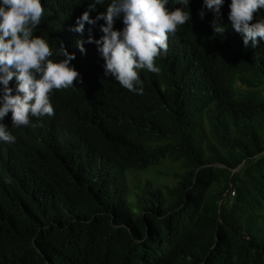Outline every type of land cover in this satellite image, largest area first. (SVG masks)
I'll return each instance as SVG.
<instances>
[{"label": "trees", "instance_id": "16d2710c", "mask_svg": "<svg viewBox=\"0 0 264 264\" xmlns=\"http://www.w3.org/2000/svg\"><path fill=\"white\" fill-rule=\"evenodd\" d=\"M92 2L41 0L33 35L54 61L62 43L75 53L80 78L50 93L55 114L36 127L2 121L16 139L0 142V264H264V41L244 46L231 0L223 34L189 0L191 20L169 35L159 74L140 70L139 95L88 43L103 20L70 30Z\"/></svg>", "mask_w": 264, "mask_h": 264}, {"label": "clouds", "instance_id": "9594fccd", "mask_svg": "<svg viewBox=\"0 0 264 264\" xmlns=\"http://www.w3.org/2000/svg\"><path fill=\"white\" fill-rule=\"evenodd\" d=\"M225 0H203L204 7L213 13L211 25L214 33L223 34ZM104 0H94L77 18L75 28L83 33L85 24L95 26L98 21L103 33L99 39L91 36L88 43H95L104 60V74L139 95L144 92L140 70L159 74L158 57L167 54L169 35L179 26L191 20L189 0H177L180 7L169 10V0H111L106 10L95 18L90 13ZM228 19L237 33L242 34L245 47H257L264 41V16L257 14L264 9V0H231ZM187 9V10H186ZM44 8L41 0H0V142L14 143L16 137L2 121L11 113L12 127H36L32 118L53 116L54 107L50 93L56 89L74 87L80 78L71 61L75 53H69L63 43L58 49L59 60H53L49 43L33 32L42 20ZM203 19L205 12H199ZM117 20L122 29L114 27ZM86 53L84 41L75 45ZM15 81V87L10 86Z\"/></svg>", "mask_w": 264, "mask_h": 264}, {"label": "rangeland", "instance_id": "374dc122", "mask_svg": "<svg viewBox=\"0 0 264 264\" xmlns=\"http://www.w3.org/2000/svg\"><path fill=\"white\" fill-rule=\"evenodd\" d=\"M146 176L144 175V174H139L138 175V179L139 180H142V179H144ZM167 181H170V178H168V180Z\"/></svg>", "mask_w": 264, "mask_h": 264}, {"label": "water", "instance_id": "95a60500", "mask_svg": "<svg viewBox=\"0 0 264 264\" xmlns=\"http://www.w3.org/2000/svg\"><path fill=\"white\" fill-rule=\"evenodd\" d=\"M220 164V163H219Z\"/></svg>", "mask_w": 264, "mask_h": 264}]
</instances>
